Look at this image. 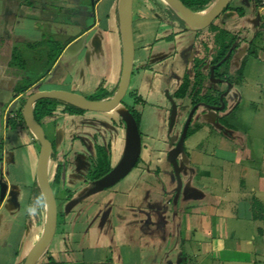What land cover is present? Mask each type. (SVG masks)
Segmentation results:
<instances>
[{
    "label": "crops",
    "instance_id": "0c3cea01",
    "mask_svg": "<svg viewBox=\"0 0 264 264\" xmlns=\"http://www.w3.org/2000/svg\"><path fill=\"white\" fill-rule=\"evenodd\" d=\"M239 3L238 8H250L257 17L258 29L242 26L230 31L236 43L243 44L238 51L245 55L256 39L264 37V19L256 12L254 0ZM118 8L119 0H0V264H24L42 234L37 235V229H44L45 223L43 218L39 223L30 218L41 145L24 122L25 102L32 93L44 90H66L86 98L100 89L114 94L122 73ZM169 9L162 0L133 1L135 50L138 46L143 52L158 40L159 28L169 25L163 21V12ZM212 24L198 31L169 25L177 32L163 40L176 43L178 39L179 43L183 34L207 32ZM178 50L181 65L185 49L180 46ZM257 51L251 55L264 58V50ZM192 55L193 59L195 50ZM246 80L232 79L227 94L226 111L236 105L235 119L207 127L210 136L216 133L220 142L208 140L188 149L194 173L183 181L181 204L167 209L143 207L149 176L161 179L169 193L176 190L177 180L170 172L148 170L142 164L136 183L129 181L118 190L121 201L113 204L112 218L117 222L109 226L111 240L80 241L83 232L89 235V230L80 226L81 220L97 214V206L79 203L78 197L87 189L85 176L73 165V156L62 157L69 161L64 179L59 155L51 160L58 167V181L64 180L68 198L66 215L61 212L65 220L58 223L39 263L43 259L41 264H264V135L251 140L253 120H248L240 104L237 106L239 101L230 100L233 91L243 92ZM257 89L264 92L263 86ZM64 104L55 103L54 114L41 119L58 146L63 139H70L66 124L74 117ZM58 125L63 131L57 138ZM256 128L264 131V123ZM93 158L90 156V162Z\"/></svg>",
    "mask_w": 264,
    "mask_h": 264
},
{
    "label": "rangeland",
    "instance_id": "374dc122",
    "mask_svg": "<svg viewBox=\"0 0 264 264\" xmlns=\"http://www.w3.org/2000/svg\"><path fill=\"white\" fill-rule=\"evenodd\" d=\"M237 4H240L239 0H234L230 4V8L227 7L214 21L219 27L215 26L213 23L211 29H208L207 32L201 31L200 33L198 32V35L185 33L180 37L179 43H177L178 39L176 43H173L171 42L172 39L163 40V37L175 34L177 29L175 30L169 25H163L158 30V40L145 46L146 48L143 52L136 46L134 70L129 89L122 101V105L120 104L114 110L105 112L88 110L79 112L78 110H72L71 107L64 104V106H67L69 109L67 111L68 114L74 115V117L72 118L73 120H70L69 124H66L69 130L67 135L70 134V139H63L62 144L59 143L60 146L57 145L58 141L54 138V134L49 132L48 126L43 125L42 121H40L42 128L44 127V131L46 130L45 133L48 139L60 148L58 157L59 161L62 163V169L59 172L63 179L67 175L66 171L69 169V161L63 159V155L73 156V165L78 167V171L81 172V175L85 176L84 185L87 190L81 197H78L81 198L79 202L80 205L87 203L84 206H97V214L95 213L93 216H89L90 218L87 221L85 219L81 220L80 226L85 229L84 231L88 232L89 230V235H86L85 232L81 234V242L85 240V238H88V240L91 239V242L97 239H104L105 237L111 240V227L109 228V226L117 222L116 219L112 218L113 204L118 203V200L121 201V192L119 191H121L120 188H123L124 184L129 181H134V183H136L134 179L138 172L143 171L139 170L142 164L145 163V168L148 170L159 169L162 173L166 171L170 172L177 180L173 166L167 159L168 153L179 139V136H181L183 126L193 104L196 101H205L204 95L218 96L220 90L217 88L220 85L214 82V79L211 78L210 75L206 76L207 87L203 88L199 96H195L192 91L193 75L190 73L193 64L192 52L195 50L196 57L201 58L198 56L201 50H208V57L212 59L218 53L217 49L219 51L215 43L222 40V37H226L222 30H227L229 33L227 37L230 39L232 38L231 32L239 30L242 26L251 31L253 29H258L256 14L250 8H246V11L245 8H243L245 13L240 16L234 8L240 7ZM140 10L142 11V9ZM186 45L187 47H185ZM242 45V43H238V47L232 55L230 64L227 63L221 71H227L226 67L229 66L230 75L233 79H247V85L245 84L246 87H244L245 89L243 92L241 93L240 91V93H236L233 91L230 93V100L236 103L239 101L237 106L240 104V110L248 115L250 118L248 120H253L255 126L253 132L250 133L252 134L251 140H254L258 138L256 137L258 134L259 137L264 135V131L256 130V125L258 126L264 123V92H260L257 89L259 85L264 87V58L262 56H260L261 58L254 57L251 53L255 50L257 51L258 48L264 50V37L256 39L245 55L238 54V50L242 48ZM180 46H183L185 49L184 53L181 55V65H179L180 61L177 60V50ZM212 50H214V54H211ZM258 52L259 51H257V53ZM173 73L177 74L178 77L173 76ZM187 73L190 74L189 88L183 97L176 98V92L185 80V75ZM213 85L217 89H214L215 87H213ZM168 91L174 96L178 105L176 122L171 132L169 131L171 104L168 99ZM138 97L141 98V101L137 103L135 99ZM125 105L135 106L142 113L140 131L142 135L141 156H143V159H140L139 163L132 171L120 181L123 184L118 182V185L115 184L110 188L98 190L96 181L93 180L94 174L92 172H87L91 164L90 156L94 155V157H96V145L100 144L108 148L107 153L109 154L111 166L115 167L118 164L126 146V126L123 123ZM234 106L236 105H233L229 113H227L228 110L224 112H209V110L204 107H200L197 110L190 125L189 136L185 141V152L178 158L182 181L187 182L186 177L194 173V169L189 164V158L192 157V155L189 154L190 152L188 149L196 144H204L205 141L208 140H213L214 143L220 142L219 136L216 135V133L213 132L214 136H210L212 131H210V129L207 130V127L213 128L223 122L222 120L225 122L226 118H229V120L235 119L234 115L236 110H234ZM204 126H206V129L194 135L198 128ZM57 128L58 132H56V137L58 138V135L62 133L63 129L62 126L59 125ZM72 135L75 139V144H73ZM172 138H175L173 144L171 143ZM81 143L83 144L82 146ZM54 170L55 166L53 162L50 161L48 175L52 190L55 192L57 209L60 213L64 211L63 214L66 215L65 207L68 196L65 193L64 180L54 183ZM86 173L87 175H85ZM153 177V175L149 176L148 179H146L149 181L144 184L143 207L167 209L171 205H180L182 200H180L181 196L179 195H183L185 188L181 190L180 194L177 196V189L172 193L166 192V186L163 181H161V179L158 181L154 180L152 179ZM80 181L79 179V186L81 185ZM90 214H92V212ZM64 220L65 217L63 219L60 217L57 220V226L59 222L62 224ZM42 230L43 226L39 227L37 229V235H40ZM89 245H92V243ZM42 260L38 264H41Z\"/></svg>",
    "mask_w": 264,
    "mask_h": 264
},
{
    "label": "water",
    "instance_id": "95a60500",
    "mask_svg": "<svg viewBox=\"0 0 264 264\" xmlns=\"http://www.w3.org/2000/svg\"><path fill=\"white\" fill-rule=\"evenodd\" d=\"M133 1L134 0H119L118 18L122 40V73L118 87L110 98L106 100H93L88 99L78 93L66 90H44L32 93L25 102L23 109L24 122L41 145V154L38 161L36 175L37 184L45 202V223L40 238L29 251L24 264H37L55 236L58 220L56 198L50 186L48 175L51 155L53 152V144L46 136L42 126H40L37 122L34 115V106L36 102L41 99H54L77 108H81L83 110L105 112L113 110L115 107L121 104L129 89L135 64ZM162 1L165 2L182 19L187 30L198 31L209 27L234 0H215L205 11H194L193 9L187 7L181 0ZM233 48L234 46L231 48L223 61L231 56ZM211 78L214 79V82H217V79L214 75L213 66L211 67ZM230 88L231 85H229L228 90L223 94V96L229 92ZM170 101L172 109L170 112L169 131L171 132L176 122L178 107L173 98H171ZM224 106L225 103L222 102L220 109H223ZM196 108L197 106H195L189 113L179 140L177 141L175 147L169 151L167 156L168 161L173 166L175 176L177 178V196L180 194L183 187L178 158L185 152V141L187 139L188 129L193 120ZM123 120L125 121L126 125V146L123 156L118 164L113 167L110 172L96 181L98 190L110 188L120 182L137 165L141 156L142 136L137 122L130 112H126L123 115ZM174 139L175 138L171 139L172 144L174 143ZM89 264L113 263L101 262Z\"/></svg>",
    "mask_w": 264,
    "mask_h": 264
},
{
    "label": "trees",
    "instance_id": "16d2710c",
    "mask_svg": "<svg viewBox=\"0 0 264 264\" xmlns=\"http://www.w3.org/2000/svg\"><path fill=\"white\" fill-rule=\"evenodd\" d=\"M181 1L187 7H189L190 9H193L194 11H201V10H204V9L210 7V5L215 0H181ZM228 8H230V5L228 6ZM236 11H237V13H239L240 16H242L244 13L242 8L236 9ZM163 13H164L163 14V21L165 23H167L173 27H180V28L187 30L185 28V23L172 9L165 10ZM222 31H223L224 35H226V37L225 38L222 37V40H219L218 43H215L216 47L219 48V51L217 49L218 53L212 59H210L208 57L209 51L205 50V49L201 50V53L198 55L201 58L196 57V55H195L194 58L192 59L193 64H192V69H191L190 73H192V75H193L192 91L194 92L195 96H199L202 93L203 88L207 87L206 86L207 85L206 84L207 83L206 76H210L212 66L214 67V75H215V78L217 79V84L221 85L225 81V79H227L229 82H232L231 80L233 78L230 75V71L228 68L229 66L226 67L227 71H225V70L221 71V69L227 63L230 64V60H232V55L234 54L236 49L232 51L230 58L223 61L226 54L229 52V50L235 44L236 38L235 37L233 38V36H232V38L229 39L227 37V36H229V33L226 30H222ZM214 53H215L214 50H212L211 54H214ZM189 76H190L189 73H187L185 75V80L181 84L179 90L176 92V96H175L176 98L183 97L185 95V93L187 92L189 85H190ZM208 88H210V87H208ZM110 96H111V93L105 91L104 89H100L93 96L88 97V99L103 100V99H106ZM203 97L205 98V102H207V103H210L213 105H221L222 104L219 97L212 96V95H204ZM140 101H141L140 97L135 99V102H137V103ZM57 102H61V101L54 100V99H41L38 102H36V104L34 106V115H35V118H36V120L40 126H41L40 121L42 118L49 117V116H52L54 114V112H55L54 104ZM121 103H123V102H121ZM224 103H225L224 108L223 109L218 108L219 110H216V112L226 111V109L228 107V103L226 100H224ZM66 105L71 107L72 110H78L79 112L85 111L81 108H77V107L69 105V104H66ZM126 112H130L134 116V118H135V120L139 126V129H140V123H141V119H142L141 111L138 110L135 106L125 105V112H123V115ZM123 123L125 124L124 120H123ZM189 130H190V127L188 129L187 138L189 136ZM140 133H141V131H140ZM52 144H53V152L51 155V159L55 161L57 159L58 154H59V150H58L57 145H55L54 142H52ZM107 149L108 148L103 147V146L98 145V144L96 146V157L93 158L91 165H90V168L88 170V172H92L94 174L93 180H95V181H97L98 179H100L101 177L106 175L113 168L110 164V158H109V154L107 153ZM139 161H140V158L138 160V163H139ZM57 168L58 167H56V165H55L54 178H53L54 183H56L59 180V177L57 174ZM50 186H51V183H50ZM51 188H52V186H51ZM31 208H35L36 210H35V212H30V218L34 219L37 223L42 222V218L45 219V202H44L43 196H42L38 186L35 187L33 194H32V197H31L30 209ZM61 216H62L61 213L58 211V219ZM38 263H39V261L37 262V264Z\"/></svg>",
    "mask_w": 264,
    "mask_h": 264
},
{
    "label": "flooded vegetation",
    "instance_id": "af4514ba",
    "mask_svg": "<svg viewBox=\"0 0 264 264\" xmlns=\"http://www.w3.org/2000/svg\"><path fill=\"white\" fill-rule=\"evenodd\" d=\"M234 46V48H233V50H235V49H237L236 47L238 46V43H236L235 42V44L233 45ZM232 46V47H233ZM240 51H238V53H239ZM211 73V72H210ZM133 74V73H132ZM211 75V74H210ZM222 84H225V89H222V90H220V92H219V94H218V96H216V97H219V99H220V101H221V103L222 102H224V100H227V94H225L224 96H223V94L228 90V88H229V85H232V83L231 82H229L227 79H225V81L222 83ZM221 84V85H222ZM220 85V86H221ZM223 96V97H222ZM171 98H173L174 100H175V98H174V96H172L171 94H170V92L168 91V99L170 100ZM221 98H222V100H221ZM123 101V100H122ZM175 102H176V100H175ZM177 103V102H176ZM122 104V103H121ZM170 104H171V101H170ZM222 105V104H221ZM221 105H213V104H210V103H207V102H205V101H196L194 104H193V106L190 108V111H189V113L191 112V110L195 107V106H197V108L195 109L196 111H195V113L197 112V110L200 108V107H204L205 109H207V110H209V112H212V111H216V110H219L218 108H220L221 107ZM177 107H178V105H177ZM172 109V105H171V108H170V110ZM178 110V109H177ZM171 112V111H170ZM195 113H194V115H195ZM189 115V114H188ZM187 118H188V116H187ZM187 120V119H186ZM186 122V121H185ZM169 123H170V117H169ZM184 127V126H183ZM182 131H183V129H182ZM181 134H182V132H181ZM179 138H180V136H179ZM179 140V139H178ZM177 140V141H178ZM176 143L177 142H175V144H174V146L172 147V149L175 147V145H176ZM171 149V150H172ZM170 150V151H171Z\"/></svg>",
    "mask_w": 264,
    "mask_h": 264
},
{
    "label": "built area",
    "instance_id": "2783aa9c",
    "mask_svg": "<svg viewBox=\"0 0 264 264\" xmlns=\"http://www.w3.org/2000/svg\"><path fill=\"white\" fill-rule=\"evenodd\" d=\"M255 10L264 19V0H254Z\"/></svg>",
    "mask_w": 264,
    "mask_h": 264
},
{
    "label": "clouds",
    "instance_id": "9594fccd",
    "mask_svg": "<svg viewBox=\"0 0 264 264\" xmlns=\"http://www.w3.org/2000/svg\"><path fill=\"white\" fill-rule=\"evenodd\" d=\"M35 210H36L35 208L29 209L30 212H35Z\"/></svg>",
    "mask_w": 264,
    "mask_h": 264
}]
</instances>
